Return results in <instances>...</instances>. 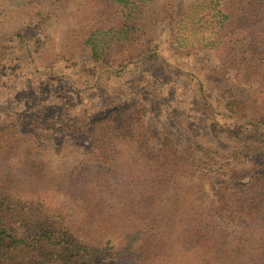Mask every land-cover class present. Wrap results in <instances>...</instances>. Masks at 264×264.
<instances>
[{"label": "trees", "instance_id": "16d2710c", "mask_svg": "<svg viewBox=\"0 0 264 264\" xmlns=\"http://www.w3.org/2000/svg\"><path fill=\"white\" fill-rule=\"evenodd\" d=\"M0 264H264V0H0Z\"/></svg>", "mask_w": 264, "mask_h": 264}, {"label": "rangeland", "instance_id": "374dc122", "mask_svg": "<svg viewBox=\"0 0 264 264\" xmlns=\"http://www.w3.org/2000/svg\"><path fill=\"white\" fill-rule=\"evenodd\" d=\"M67 22H69V16L63 19L60 18L54 23L52 35H54L55 38L53 43V48H55V50H59V47L63 42L64 30L68 26ZM214 59L215 58L212 55V60L214 61ZM158 74L161 78L160 80L158 78L156 79L157 87H162V83L163 86L165 85L167 91L170 90V85L168 83L176 85L183 83L182 78H180L182 73L171 70L167 64L160 67ZM177 89L179 93L180 90H182L180 87ZM182 91L186 92L187 89L184 87ZM148 95L149 94L146 92H139L136 97L142 99L144 103L149 105L148 99H150V97ZM173 98V95H169L168 98L166 96H161V98L158 99L160 102L157 106L156 103L151 105L153 110V113H151V121L155 125V127H153L155 130L160 127L161 130L172 133L177 140L184 141L187 139L189 133L188 129H190V125H185L187 124L186 121L188 117L182 107L178 106L176 103L173 105Z\"/></svg>", "mask_w": 264, "mask_h": 264}]
</instances>
